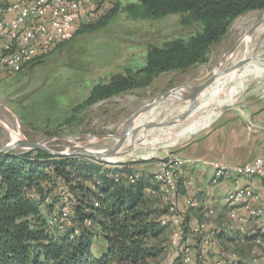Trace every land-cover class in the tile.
Returning a JSON list of instances; mask_svg holds the SVG:
<instances>
[{"label": "rangeland", "instance_id": "374dc122", "mask_svg": "<svg viewBox=\"0 0 264 264\" xmlns=\"http://www.w3.org/2000/svg\"><path fill=\"white\" fill-rule=\"evenodd\" d=\"M127 1L97 2L85 19L76 25V31L70 39L35 56L19 71L0 73V147L13 140L11 128L21 132V138L35 141L51 138L48 145L56 150H66L76 143L95 149L112 147L123 131L126 120L164 92L182 85L201 84L221 62V68H226L245 56H264L263 23L249 35L252 38L249 43L241 41L237 50L223 60L225 52L230 51L264 17V9L250 10L232 22L228 33L212 46L207 61L187 70L165 71L149 86L123 91L77 111L76 104L89 94L95 83L108 80L113 73L124 71L128 66L142 63L151 43L159 44L168 38L186 35L190 30L179 25L176 16L136 20L122 11L104 25L101 24L117 4ZM85 26L90 29L78 31ZM229 82L230 79L218 80L200 95L196 103L183 96H174L145 112L135 121V126L142 124L143 128L129 137L117 162H129L136 164L137 168L149 167L159 171L163 162L181 157L179 150L182 146L211 129L225 116L264 105V62L254 61L243 67L234 81L231 84ZM182 119L188 123L197 119L199 124L190 132L178 136L181 131L178 124ZM165 121L170 122L163 125ZM147 122L162 125L146 126ZM15 150L27 151L23 148ZM190 169L186 165L185 175L193 180L192 186L196 185L197 190L206 185L212 194V201L204 214V191H195V194L187 197L193 199V206L185 204L186 199L178 195L179 207L186 213L188 210L192 213L191 227L184 224L185 237L181 243L184 251L174 260L169 246L155 264H167L170 259L173 264H230L236 253L251 258L246 246H237L217 237L212 238L209 252L203 256L199 254L201 239L210 234L211 225L218 223L221 216L227 219L232 216L233 211L225 210L221 199L228 193L227 188H230L227 182L234 179L214 181L202 170ZM195 218L207 222L204 233L193 231ZM250 226L252 230L259 225L252 222ZM173 229V226L168 225L164 235L169 242ZM253 246L259 254L258 260L264 263V245H256L253 241ZM186 249H189L191 257L189 263L184 261Z\"/></svg>", "mask_w": 264, "mask_h": 264}, {"label": "trees", "instance_id": "16d2710c", "mask_svg": "<svg viewBox=\"0 0 264 264\" xmlns=\"http://www.w3.org/2000/svg\"><path fill=\"white\" fill-rule=\"evenodd\" d=\"M254 9H264V0H128L117 4L101 24L122 11L136 20L176 16L178 24L190 30L151 43L142 63L95 83L75 110L149 86L165 71L187 70L207 61L212 46L228 33L232 22ZM157 172L129 162L57 156L43 149L0 152V264H155L170 244L164 236L168 224L162 222L169 206ZM190 180L187 175L179 177L182 198L196 191ZM182 212L183 224L191 227V211ZM233 220L222 217L210 230L213 238L248 248L251 258L236 253L230 264H264L253 253V241L264 238V228L242 231L232 228Z\"/></svg>", "mask_w": 264, "mask_h": 264}, {"label": "built area", "instance_id": "2783aa9c", "mask_svg": "<svg viewBox=\"0 0 264 264\" xmlns=\"http://www.w3.org/2000/svg\"><path fill=\"white\" fill-rule=\"evenodd\" d=\"M99 1L101 0H0V73L19 71L41 51L70 39L76 25L85 19L93 5ZM186 164L187 160L176 156L163 162L161 170L156 173L164 202L169 206V214L163 217L162 222L174 227L169 244L170 255L174 260L184 251L181 245L185 237L184 214L178 204V180L185 175ZM214 170V181L233 178L237 184V188L229 196L234 218L232 228L245 231L250 218L262 215L264 209L258 204L260 194L250 186L241 185V178L259 176L264 180V154L252 162L236 166L216 163ZM188 184H192V180ZM65 199L68 200V196ZM185 203L188 206L194 205L191 198H187ZM240 205L246 213L239 211ZM65 210L67 213L68 208ZM193 224V231L197 234H202L208 226L207 222L199 218H195ZM213 235L214 232H211L204 236L203 255L209 252ZM255 244L263 246L264 238L257 237ZM188 250L186 249L187 254L184 256L186 263L191 259ZM253 253L259 257L255 248ZM172 259L167 264H173Z\"/></svg>", "mask_w": 264, "mask_h": 264}, {"label": "crops", "instance_id": "0c3cea01", "mask_svg": "<svg viewBox=\"0 0 264 264\" xmlns=\"http://www.w3.org/2000/svg\"><path fill=\"white\" fill-rule=\"evenodd\" d=\"M210 128L200 136L193 138L179 150L180 156L187 160L186 165L191 168L190 170L200 169L203 174H209L212 179L215 171L214 164L216 163L236 166L245 162H252L264 154V105L232 113ZM142 169L153 171L149 167ZM211 170L212 174H210ZM228 184H230V188L226 190L228 193L221 199L222 207L225 210L231 209L228 202L229 196L237 188L235 181H228L226 185ZM241 185L250 186L260 194L261 199L258 204L264 209V180L259 176H247L241 180ZM197 191H204L202 195L205 198L202 204L205 206H202V212L205 214L209 203L212 201L210 199L212 194L207 190L206 185L205 187L200 186ZM240 209L241 213H246L242 205ZM210 212L213 213V211ZM220 220H222V216L217 221ZM252 222L262 228L264 211L260 217L251 218L248 229H251Z\"/></svg>", "mask_w": 264, "mask_h": 264}, {"label": "water", "instance_id": "95a60500", "mask_svg": "<svg viewBox=\"0 0 264 264\" xmlns=\"http://www.w3.org/2000/svg\"><path fill=\"white\" fill-rule=\"evenodd\" d=\"M264 23V17L260 19L252 28L249 29L247 35H251L256 28H258L260 25ZM245 37V36H244ZM242 37L230 51H226L224 55V61L232 55L241 41H243ZM251 61H257V62H264V56H245L235 64L228 66L226 68H221L223 62H221L215 72L204 82L198 85H182L175 87L171 90H168L158 96L154 101L144 105L140 109H138L136 112H134L125 122L123 131L121 132L120 136L118 137L117 142L109 148L104 149H95L83 146L81 144H74L70 146L66 150H56L51 148L48 145L49 139L43 140V141H35L27 138H18L9 142L5 146L0 147V152H10L11 150H15L18 148H23L26 150L31 149H43L45 151H48L49 153L57 156H68V155H83L90 158H94L100 161H107V162H117L119 161V156L123 153L124 146L126 144V141L129 139L130 136L137 133L140 128H143L142 124L135 126V121L143 115L145 112L157 107L159 104L164 102L167 99H170L174 96H183L187 99H191V102L196 103V101L199 99L200 95L205 92L210 85L217 79V77L223 73L231 72L239 67L244 66L245 64L251 62ZM170 121L162 122V124H167ZM158 122H147L146 126H155V125H162ZM105 136V135H103Z\"/></svg>", "mask_w": 264, "mask_h": 264}, {"label": "bare ground", "instance_id": "6f19581e", "mask_svg": "<svg viewBox=\"0 0 264 264\" xmlns=\"http://www.w3.org/2000/svg\"><path fill=\"white\" fill-rule=\"evenodd\" d=\"M252 28V27H251ZM258 29V28H257ZM255 32H256V30H255ZM262 33H264V32H262ZM251 36H249V35H245V37L243 38V41L242 42H247V43H249L250 41H251ZM237 50V49H236ZM254 50V49H253ZM252 62H254V61H251V62H249V63H247V64H245L244 66H242V67H239V68H237V69H235V70H233V71H231V72H228V73H223V74H221V75H219L218 77H217V79L210 85V87L209 88H212V86H213V84L215 83V82H217L218 80H226V79H230V82H229V84H231L233 81H234V79H235V77H236V75L239 73V71L243 68V67H245V66H247V65H250ZM224 67V66H223ZM226 84H227V82H226ZM229 86V85H228ZM221 88V87H220ZM226 92V90L221 94V96L224 94ZM219 98H220V96L218 97V100H219ZM154 109V108H153ZM199 121L197 120V119H195V120H193V121H190L189 123L187 122V121H185V120H180L179 121V124H178V128L181 130L180 131V133L178 134V136H183L184 134H186V133H188V132H190L191 130H193V128L194 127H196L199 123H198ZM11 130H12V134H13V136H14V138L15 139H18V138H21L20 136H21V132H19V131H17V130H14L13 128H11Z\"/></svg>", "mask_w": 264, "mask_h": 264}]
</instances>
